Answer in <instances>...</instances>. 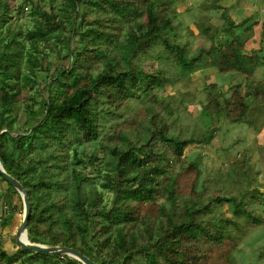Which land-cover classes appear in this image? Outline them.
Wrapping results in <instances>:
<instances>
[{"label": "trees", "instance_id": "trees-1", "mask_svg": "<svg viewBox=\"0 0 264 264\" xmlns=\"http://www.w3.org/2000/svg\"><path fill=\"white\" fill-rule=\"evenodd\" d=\"M180 1L22 0L17 9L0 0V160L27 190L31 243L73 247L96 264H237L241 220L264 226L256 212L264 211V180L254 178L260 169H237L248 168L246 152L229 166L227 186L225 178L209 182L204 153L185 157L191 145L212 144L222 118L257 124L245 98L200 99L205 129L194 122L192 93L173 99L166 91L208 67L251 76L257 61L245 50L249 23L237 32L227 12L209 14L223 8L221 0H205L190 24L211 43L192 48ZM28 6L32 18L24 24L19 16ZM254 92L250 104L264 107V90ZM20 102L25 122L14 115ZM182 172L194 176L190 193ZM0 183L20 194L1 174ZM159 198L165 201L156 212L147 210ZM8 211L3 227L15 218ZM13 242L14 252L0 238V264H82Z\"/></svg>", "mask_w": 264, "mask_h": 264}, {"label": "rangeland", "instance_id": "rangeland-1", "mask_svg": "<svg viewBox=\"0 0 264 264\" xmlns=\"http://www.w3.org/2000/svg\"><path fill=\"white\" fill-rule=\"evenodd\" d=\"M38 1V0H35ZM205 0H185L184 2L179 3V9L182 11V17L184 23L186 22L190 24V19L193 17V10L192 9H198L200 10L201 5H199L201 2H204ZM233 0H225L222 2H225V7H223L221 10H211L209 11V14L212 16H221L222 13L227 12L229 14V17L232 19V17L235 18H241L243 17L242 13H239V15L235 14L233 10L236 9V7H233V10H228L229 8H226L227 5L231 4ZM11 2L14 4V6L18 9L21 6L22 0H11ZM260 3V8L262 4V0H258ZM27 9V8H26ZM30 12L29 6L26 10V13L19 16V21L21 23L27 24L31 21L32 14L28 15ZM247 9L245 10V17L247 16ZM205 13V12H204ZM258 19H261L262 17H257ZM28 21V22H26ZM249 22H246V24H241L242 27H247ZM235 23H232L233 25ZM194 33L190 34V41L192 43V48H195L199 45L205 46L210 43V40L205 36H199L200 34L199 30L196 28L195 25H189ZM187 30L183 29L182 34H185ZM262 38L264 39V34L261 32ZM264 45V44H263ZM61 62V64H67L69 65L70 60H63L60 57H58V63ZM56 63V62H55ZM259 69H264V64L259 67ZM264 72V71H263ZM262 73H258L259 76H261ZM217 73L213 69V67L210 69H204L203 72L196 71L192 73L189 77L187 76L185 79L181 80L180 82L174 83V85L169 86L167 88L170 89V95L173 96V99H177L181 96V93L186 91L189 93H192L194 97H191L193 99V103L190 105V109L193 114V119L195 124L197 122H200V126H203V128L206 127L205 119L201 118V113L203 110V103L200 102V99L203 100L205 103L210 101V98L212 97L213 93H215L217 96L220 97L218 92L220 89L218 87H215L214 89H211L209 86V82H214L217 80L216 77ZM256 75V76H258ZM228 76H223V80H227ZM249 74L243 75V72L241 71H233L232 75L230 76V82L229 83H241V85H246L247 83L252 82L253 80L249 78ZM261 79V78H259ZM256 81V79H255ZM259 81V80H258ZM254 82V81H253ZM261 83L264 84L263 80H260ZM172 88V89H171ZM190 98V99H191ZM222 99V98H221ZM252 101V100H251ZM25 104L20 102L15 108H14V115H18L17 122H25L29 117L25 113ZM255 121L257 124L250 125L247 123L244 124H237L232 123L229 121L221 119V122H215L216 127L221 124L219 130L216 131V137L213 139L211 145H191L189 146L185 151V157L192 158L196 156V154L201 151L205 155V163L207 165V170L210 171L211 177L209 178V182H214L215 177H218V179L221 181L225 177H227V173L230 170V165L234 162H238L239 158H242L244 156V152H246V161L248 163V168H240L239 166L237 169L243 173L245 169H252L259 167L260 173L255 175L254 178L259 179V181L264 180V111L255 118ZM223 120V121H222ZM254 120V119H253ZM204 121V122H203ZM191 122V121H190ZM35 122H31L29 124H34ZM206 129V128H205ZM85 147L86 151H90L93 149V146L91 144L86 145ZM83 146L80 147V152L83 151ZM174 169H177V166H174ZM215 170H218V174L215 173ZM204 176L206 173L203 174ZM202 175V177H203ZM243 175V174H242ZM208 176V173H207ZM180 181L183 183V189L184 191L190 193L191 189L188 188V182L190 181V178H193L194 176L190 172H182L180 173ZM213 179V180H212ZM3 185L8 186V183L6 181H1ZM207 181V185L209 184ZM224 186H227V182H230V177L225 178L223 180ZM1 184V183H0ZM245 184V183H244ZM243 187H246L244 185ZM192 188V187H191ZM198 188V187H197ZM242 188V187H241ZM7 190V189H6ZM239 190H236L235 186H231V194H237ZM264 189H262V192ZM2 195V197H1ZM4 194H0V210H2V214L0 215V219L3 218L7 213L8 210L11 212L14 211L15 218L13 221H10L12 224L11 226L3 227L0 223V238L3 239L4 243L6 244V247L12 252L16 251L18 249V246H16L13 242L15 234L17 233V228L20 225V221L23 218V213H18V206L14 204L16 201H19L18 196L15 195L12 192L6 193L5 198L3 197ZM21 196V195H20ZM17 197V199H16ZM21 201V200H20ZM164 198H159L157 203H151L147 204L146 208L150 212L154 210V213L156 212L158 208V204L161 202H164ZM22 202V201H21ZM254 205V204H253ZM252 205V206H253ZM224 208H222L228 215H232V212L230 211V207H228L227 204L223 205ZM259 209H256V212L260 213L261 215H264V211L262 210L263 207L257 206ZM15 209V210H13ZM23 210V209H22ZM9 212V211H8ZM9 213L7 214V216ZM5 218V217H4ZM21 219V220H20ZM1 222V220H0ZM242 223V229H245L243 233V239L241 240L240 244L238 245V248H240L239 252H235L234 256L237 260V264H264V255L260 256V253L264 251V226H259V224L254 223V226L246 225L243 226V220H241ZM218 248L215 249L213 254L217 251ZM71 257V256H70ZM67 260L68 258L65 257ZM72 259L74 257H71Z\"/></svg>", "mask_w": 264, "mask_h": 264}, {"label": "crops", "instance_id": "crops-1", "mask_svg": "<svg viewBox=\"0 0 264 264\" xmlns=\"http://www.w3.org/2000/svg\"><path fill=\"white\" fill-rule=\"evenodd\" d=\"M184 1L185 0H181L180 2H184ZM222 1H225V0L220 1L222 6L225 7V5H224L225 2H222ZM263 1L264 0H262V3H263ZM233 7H236V9L233 10ZM226 8H229L228 9L229 11L233 10L234 12H236L235 14H237V15H239V13H242L245 15L244 12L246 9H247V11H249L247 13L246 17L244 15H242L243 17H241V18L232 17V20H230V22H229V27L231 28V26L235 25L237 32L240 33L242 30H244L248 27V26L247 27L241 26V24L244 23L243 20L250 18V20H248L249 28H247V30L245 32V36L247 38V41L245 43V50L247 51V53L251 54L250 56H254L256 58L257 64L255 66L254 73L248 77V79L251 78L254 82L252 81L250 83H247L244 86L239 84V83H229L230 82V76L232 75L233 71L219 72L218 69H216L214 67L213 69L217 73V75H216L217 80L214 81V83H216L215 86L220 89L218 94L222 93V96H225V93H227V95H230L232 92H234V94L236 96H238L240 98H241V96L244 97L246 101L241 98L242 101L247 102L250 105L249 106L250 109H249L247 114L251 115L252 118L255 119V118H257L258 115H260L264 111V107H258L259 105L257 103V100H255L252 104H250L253 101V99L255 98V96H252V95H254L253 94L254 90L259 89V87H261V89L264 90V84L260 82V80L264 81V72H263L264 69H259V67H261L264 64V45H263L264 39L262 38V35L260 34L261 32L264 34V3L262 4L261 9H259L260 3L258 2V0H233L231 2V4L227 5ZM221 9H219V10H221ZM227 15H229V14L227 13ZM259 16H261L262 18L258 19L257 17H259ZM232 23H235V24L231 25ZM251 25H252V29L250 28ZM227 30H229V29H227ZM198 35L203 37V35H200V34H198ZM246 66H248V65H246ZM205 69H207V68H205ZM208 69H210V67H208ZM203 70L204 69H201L198 71L203 72ZM258 73H262L261 76H259ZM228 75H229L228 79L223 80L222 77L228 76ZM243 75L245 76L246 74L243 73ZM256 75H258V76H256ZM259 78H261V79H259ZM255 79H256V81H255ZM214 96H217V95L215 94ZM222 100H223V98H222ZM6 189L7 188H3V185H0V194L5 195L6 193H8L9 191ZM16 199H17V197H16ZM19 202H20V200H19Z\"/></svg>", "mask_w": 264, "mask_h": 264}, {"label": "water", "instance_id": "water-1", "mask_svg": "<svg viewBox=\"0 0 264 264\" xmlns=\"http://www.w3.org/2000/svg\"><path fill=\"white\" fill-rule=\"evenodd\" d=\"M0 174L10 183L12 184L18 192L21 194L24 202V213L23 218L18 226L16 233V242L19 246L24 250H33V251H41L48 253H57L62 255L72 256L78 260H80L83 264H96L92 259H90L87 255L83 254L79 250L68 247V246H51L41 243H31L28 238V224L29 217L31 214V206L28 197L27 190L24 186L11 174H9L5 168L3 167L0 160Z\"/></svg>", "mask_w": 264, "mask_h": 264}, {"label": "clouds", "instance_id": "clouds-1", "mask_svg": "<svg viewBox=\"0 0 264 264\" xmlns=\"http://www.w3.org/2000/svg\"><path fill=\"white\" fill-rule=\"evenodd\" d=\"M21 222V221H20ZM18 229V228H17ZM15 236H16V234H15ZM72 257V256H71ZM80 261V260H79ZM83 264V263H82Z\"/></svg>", "mask_w": 264, "mask_h": 264}]
</instances>
